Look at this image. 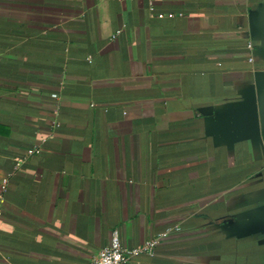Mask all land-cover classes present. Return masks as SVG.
Instances as JSON below:
<instances>
[{
	"label": "crops",
	"instance_id": "obj_1",
	"mask_svg": "<svg viewBox=\"0 0 264 264\" xmlns=\"http://www.w3.org/2000/svg\"><path fill=\"white\" fill-rule=\"evenodd\" d=\"M263 24L264 0H0V264L115 232L159 238L127 264H264Z\"/></svg>",
	"mask_w": 264,
	"mask_h": 264
},
{
	"label": "built area",
	"instance_id": "obj_2",
	"mask_svg": "<svg viewBox=\"0 0 264 264\" xmlns=\"http://www.w3.org/2000/svg\"><path fill=\"white\" fill-rule=\"evenodd\" d=\"M248 49L252 50V44L248 45ZM252 61V58L250 59ZM32 152L39 153L40 149L32 150ZM6 183L4 184L3 191L6 190ZM3 196H0V218L3 216ZM159 244V238H153L148 241L142 248L128 250L121 244L120 236L115 232L112 236L111 243L108 247L100 250L94 256L89 264H127L129 260L138 254L149 253Z\"/></svg>",
	"mask_w": 264,
	"mask_h": 264
},
{
	"label": "water",
	"instance_id": "obj_3",
	"mask_svg": "<svg viewBox=\"0 0 264 264\" xmlns=\"http://www.w3.org/2000/svg\"><path fill=\"white\" fill-rule=\"evenodd\" d=\"M264 27V24H263ZM255 128H259L261 125L262 131L264 132V90L258 96V106L254 107V120Z\"/></svg>",
	"mask_w": 264,
	"mask_h": 264
}]
</instances>
